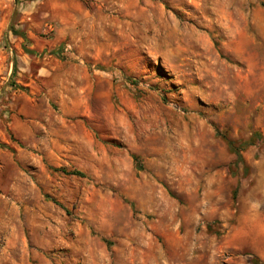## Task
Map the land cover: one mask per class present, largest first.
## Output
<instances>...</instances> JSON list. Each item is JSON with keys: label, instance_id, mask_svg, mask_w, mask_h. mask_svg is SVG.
Listing matches in <instances>:
<instances>
[{"label": "rangeland", "instance_id": "obj_1", "mask_svg": "<svg viewBox=\"0 0 264 264\" xmlns=\"http://www.w3.org/2000/svg\"><path fill=\"white\" fill-rule=\"evenodd\" d=\"M7 241L14 264H264V0H0Z\"/></svg>", "mask_w": 264, "mask_h": 264}, {"label": "trees", "instance_id": "obj_2", "mask_svg": "<svg viewBox=\"0 0 264 264\" xmlns=\"http://www.w3.org/2000/svg\"><path fill=\"white\" fill-rule=\"evenodd\" d=\"M14 33H15V34H21L19 31L15 30V29H14ZM226 140H227V142H228V145H229L231 151H232L233 153L236 154V156H237V161H238V162H239V161H242L241 150L243 149V147H244L245 145L248 144V142H247V143H244V144H242V145H240V146H237L236 143H235V141L230 140L228 137H226ZM251 264H263V263L260 261V259H259L258 257H255V256H254V257L251 259Z\"/></svg>", "mask_w": 264, "mask_h": 264}, {"label": "crops", "instance_id": "obj_3", "mask_svg": "<svg viewBox=\"0 0 264 264\" xmlns=\"http://www.w3.org/2000/svg\"><path fill=\"white\" fill-rule=\"evenodd\" d=\"M13 245L7 241L6 245L0 250V264H14L12 261V252Z\"/></svg>", "mask_w": 264, "mask_h": 264}, {"label": "built area", "instance_id": "obj_4", "mask_svg": "<svg viewBox=\"0 0 264 264\" xmlns=\"http://www.w3.org/2000/svg\"><path fill=\"white\" fill-rule=\"evenodd\" d=\"M70 49H71V46L70 45H67L66 51H69Z\"/></svg>", "mask_w": 264, "mask_h": 264}]
</instances>
